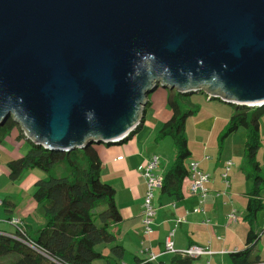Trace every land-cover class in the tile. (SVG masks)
<instances>
[{
    "label": "water",
    "instance_id": "95a60500",
    "mask_svg": "<svg viewBox=\"0 0 264 264\" xmlns=\"http://www.w3.org/2000/svg\"><path fill=\"white\" fill-rule=\"evenodd\" d=\"M159 87L264 107V0H0V121L32 144L115 145Z\"/></svg>",
    "mask_w": 264,
    "mask_h": 264
},
{
    "label": "trees",
    "instance_id": "16d2710c",
    "mask_svg": "<svg viewBox=\"0 0 264 264\" xmlns=\"http://www.w3.org/2000/svg\"><path fill=\"white\" fill-rule=\"evenodd\" d=\"M166 95L172 114L158 131L156 141L172 139L175 161L163 178L160 192L162 196L181 201L186 197L184 187L191 176L188 161L192 152L186 135L187 122L201 111L198 105L200 101L225 103L208 100L207 96L205 99L201 97L203 93H180L174 90L166 92ZM225 105L231 107L232 117L219 137L220 148L228 137L239 130L246 132L243 151L245 165L242 171L251 185L244 217L250 231L245 247L230 254L231 264H264L262 255L253 257V251L264 235V228L254 230L259 214L264 213V171L257 159L262 146L261 120L264 107ZM148 107L149 103L146 109ZM142 126L143 123L134 132L141 131ZM15 128H18V134L24 136L13 119L0 121V147L16 131ZM128 139L117 141L115 145H123ZM97 142L91 140L82 149L60 153L29 141L32 146L28 152L8 162V177L13 183L21 181L26 173L35 169L47 175L46 179L37 181L33 194L45 224L33 231L17 220L20 224L17 225L19 227L15 226L17 231L13 235L0 233V260L10 258V264H94L97 260L105 259L108 264H122L126 252L119 243V237L124 218L116 203V189L103 180L104 164L96 149V146L115 145ZM2 204L6 211L13 212L14 205L10 201ZM101 245L109 247V255L98 251ZM200 258L178 253L170 263L160 264H200ZM134 264L157 263L148 256L145 259L136 257Z\"/></svg>",
    "mask_w": 264,
    "mask_h": 264
},
{
    "label": "crops",
    "instance_id": "0c3cea01",
    "mask_svg": "<svg viewBox=\"0 0 264 264\" xmlns=\"http://www.w3.org/2000/svg\"><path fill=\"white\" fill-rule=\"evenodd\" d=\"M166 96V92H163L160 96L162 100L158 105L150 104L151 108L148 107L141 131L130 137L125 144L110 147L96 146L104 164L103 180L116 189V203L124 218V223L120 227L119 243L126 253L134 254L141 259L154 255L156 263L164 262L168 256L172 259L175 254L191 247H199L211 252V255L200 258V264L208 259L214 264L215 256L220 258L219 264H231L230 254L245 247L250 231V226L244 217L247 194L251 192V185L246 181L242 171L245 159L241 151L246 141V134L245 138L243 136L236 142L234 137L240 133L239 130L234 134L235 136L228 137L220 148L219 137L232 117V109L228 105L200 101L198 105L201 111L186 125L189 143L198 144L196 151L191 150L189 168L197 164L203 173L210 175L209 182L205 184L208 191L206 198L189 194L193 182L191 176L184 187L186 197L181 201L166 195L162 196L159 189L154 200L156 214L152 232L148 235L144 232L142 209L147 184L143 169L156 156L160 160L156 175L163 179L175 161V156L173 159L172 156L163 155L155 145L159 142L155 139L156 134L172 114L167 108ZM263 134L264 125L261 120L262 146L257 159L264 171ZM28 145L29 141L16 130L0 147V233L2 234L13 235L17 231L19 226L11 223L13 219L21 221L25 227L33 231L45 224L33 194L37 181L46 179L47 175L35 169L26 173L21 181L14 183L16 190H12L8 184L10 181L8 162L24 156L28 152V149L26 150ZM230 162L233 165L227 172L228 178H224L226 167ZM4 201H10L14 205L13 212L9 213L6 209L4 211L2 204ZM244 210L245 214L242 213ZM233 212L239 215L238 222L230 225L227 217ZM262 215L259 229L263 230L264 213ZM241 220L245 222L241 223ZM171 233H174L171 241L176 253L166 252V240ZM104 248L109 251V247ZM122 264L130 263L123 257Z\"/></svg>",
    "mask_w": 264,
    "mask_h": 264
},
{
    "label": "built area",
    "instance_id": "2783aa9c",
    "mask_svg": "<svg viewBox=\"0 0 264 264\" xmlns=\"http://www.w3.org/2000/svg\"><path fill=\"white\" fill-rule=\"evenodd\" d=\"M160 160L158 157L154 156L144 167L143 169V176L146 180L147 184V193L143 202V209H142V215H143V225H144V232L146 235L150 234L152 232V226L154 223V217L156 214V209L153 205L155 192L161 188L163 179L159 178L156 175V170L159 168ZM233 164L230 162L226 167V173L224 175V178H228L227 172L230 170L231 166ZM191 177L193 179V182L189 189V194L191 195H200L203 199L206 198L208 191L205 188V184L209 182L210 175L205 174L198 168L197 164L192 165L191 170ZM228 223L230 225L236 224L238 222V216L236 212H233L228 217ZM14 225H19V221H13ZM263 228H264V220H263ZM174 235V233H171L169 237L166 240V252L167 253H176V250L174 249V244L171 241V237ZM180 254L191 256V257H203L205 255L210 254L208 250L204 248L199 247H191L188 250H185L184 252H181ZM152 261H156V257L154 255L150 256Z\"/></svg>",
    "mask_w": 264,
    "mask_h": 264
},
{
    "label": "rangeland",
    "instance_id": "374dc122",
    "mask_svg": "<svg viewBox=\"0 0 264 264\" xmlns=\"http://www.w3.org/2000/svg\"><path fill=\"white\" fill-rule=\"evenodd\" d=\"M163 92H167V93H169V92H171V91H167V90H165L163 87H159L158 89H157V91H155V92H153L150 96H149V98H148V103L149 104H152V103H154V104H159V102L162 100V98H160V96H161V93H163ZM173 93H176V92H173ZM190 94H192V93H190ZM201 97H204L205 99H206V95H201ZM166 99H167V96H166V98H165V101H166ZM147 103V104H148ZM218 103V102H217ZM168 105V104H167ZM149 108H151V106L149 107ZM148 108V109H149ZM167 108L169 109V107L167 106ZM148 109H146L145 108V117H146V112H147V110ZM154 109V108H153ZM147 122H148V118H147ZM262 123H263V125H264V115H263V118H262ZM17 131H19L18 130V128H15ZM245 131L244 130H240V133L238 134V135H234L235 137H234V140H236V142H237V140H239V138H242L243 136H244V138H245ZM137 137V135L135 136V138ZM156 137H157V134H156ZM156 139V138H155ZM263 141H264V134H263ZM14 142L12 141V143L11 144H13ZM10 144V145H11ZM156 146H158V151L160 152V153H162L163 155H166V156H172L173 157V159H174V156H175V153H174V149H173V141H172V139H170V138H167V139H164V140H161V141H159L157 144H155ZM189 147L191 148L190 150H192L193 152H194V150L196 151V149H198V144L197 143H194V142H191V143H189ZM32 145L30 144V145H28V148H26V150L27 149H30V147H31ZM236 147H237V145H236ZM112 148V147H111ZM244 148V147H243ZM243 148H242V151H241V155L243 156ZM112 149H114V148H112ZM154 150V149H153ZM28 151V150H27ZM26 151V152H27ZM37 172H39V173H41V174H43L42 173V171H37ZM45 176H46V174H44ZM8 184H10V186H11V188H12V190H16V186L14 185V183L13 182H11L10 183V181H9V183ZM9 186V185H8ZM4 211H5V208H4ZM238 212V211H237ZM242 213H244L245 214V210L242 212ZM263 213H261V214H259V216H258V224L256 225V226H254V230L255 231H257V230H259V227L261 226V220H262V217H263V215H262ZM246 215V214H245ZM245 215H243V216H245ZM239 216V215H238ZM242 219H243V217H242ZM245 221L244 220H241V223H244ZM105 245H101V246H99L98 247V251L99 252H102V253H104L105 255H108L109 254V251L107 250H105ZM262 255V259L264 260V236L259 240V242L257 243V245H256V247H255V249H254V251H253V257H254V255ZM134 254H130V253H125V256H124V258L126 259V261H128V263H130V264H133L134 262H135V255L133 256ZM227 256L229 257V254H227ZM213 258H215V261H214V264H219L220 263V258L219 257H217V256H215V257H213ZM230 258V257H229ZM170 261H171V257L170 256H168L167 258H166V260H164V262L165 263H170ZM10 262H11V259L10 258H5V259H1L0 260V264H10ZM211 264V259H208L207 261H205L204 260V262H203V264ZM94 264H108L107 263V261L105 260V259H100V260H97V261H95L94 262ZM157 264H160V262H157Z\"/></svg>",
    "mask_w": 264,
    "mask_h": 264
}]
</instances>
